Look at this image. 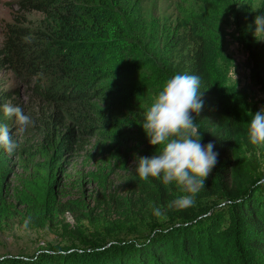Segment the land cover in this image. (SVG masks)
Instances as JSON below:
<instances>
[{
	"label": "trees",
	"instance_id": "trees-1",
	"mask_svg": "<svg viewBox=\"0 0 264 264\" xmlns=\"http://www.w3.org/2000/svg\"><path fill=\"white\" fill-rule=\"evenodd\" d=\"M114 1L16 0L21 14L41 11L52 17L54 27L47 32L41 25L37 30L17 18L13 23H6L0 40V66L11 67L31 83L35 96L52 103L69 102L81 95L77 77L69 73L72 64L66 53L71 50L66 47L71 45L87 60L102 45L108 48L106 52L110 53L104 64L111 65H105L102 74L120 89L133 92L135 97L131 104L135 106L143 101L148 103L150 96L157 95L170 77L196 75L201 81L199 91L203 102L199 113L194 114L200 143L213 144L222 176H236L239 145L254 146L249 143L246 132L254 113L246 110L244 97L226 84L221 73L212 66L211 54L223 44L220 22L230 14L240 42L254 55L255 66H264L263 52L246 25L249 0H178L173 15L155 24L134 18L130 27L120 22ZM48 37L58 44L53 50L43 47ZM95 92L101 94L104 90L98 88ZM2 96L9 94L3 92ZM132 126L130 134L112 130L108 135L111 144L121 150L128 149L137 159L156 154L159 148L149 144L141 123ZM69 128L66 133L72 137ZM61 136L55 133L54 137H49L50 151L54 150L52 158L59 154V148H69V143L62 141ZM42 153L44 160L46 151ZM1 159L0 148V221L13 216L16 206L25 209L31 225H42L52 221L58 213L83 206L78 199L61 200V189L55 186L53 164L45 167L38 161L29 163L27 175L12 194L14 201L8 200L4 185L8 173ZM149 180L155 178L149 177ZM160 184V181L153 183L159 193L164 194ZM259 186L252 182L235 189L226 222L217 216L197 217L154 229L141 239L118 238L78 248L61 247L24 257L18 263L264 264V195L259 194H264V186L261 190Z\"/></svg>",
	"mask_w": 264,
	"mask_h": 264
},
{
	"label": "rangeland",
	"instance_id": "rangeland-1",
	"mask_svg": "<svg viewBox=\"0 0 264 264\" xmlns=\"http://www.w3.org/2000/svg\"><path fill=\"white\" fill-rule=\"evenodd\" d=\"M177 3L178 0H115L114 6L120 22L130 27L134 18L145 24H155L173 15ZM19 11L16 0H0V40L5 24L13 23L16 18L37 30L41 25L44 31L53 30L51 16L38 10L23 14ZM257 17H264V0H249L246 25L264 56V31L256 30ZM220 25L223 44L211 54L212 66L221 73L226 84L244 97L247 111H260L264 108V66H255L254 55L240 42L230 14L223 17ZM56 46L58 44L50 37L43 43L49 50ZM66 48L71 50L66 53L72 64L69 73L77 77L81 87V95L69 102L52 103L39 99L32 92L29 81L8 65L0 66V123L9 125L10 134L18 144L11 154L1 148V164L8 173L4 179L8 200L14 201L12 194L27 175L29 163L38 161L45 167L48 163L53 164L55 186L61 189V200L78 199L83 206L75 211L58 213L52 221L42 225H31L25 209L16 206L13 216L0 221V264H19L24 257L61 247L78 248L118 238L141 239L154 229L189 222L197 217L217 216L226 222L236 188L249 186L252 182L259 184V188L264 186L260 183L264 180V145L245 147L240 144L236 176H222L217 159L204 186L194 194L193 203L183 209L170 207L174 200L187 193L175 184L165 185L157 178L139 179L135 176L137 156L128 149L113 146L108 136L114 129L130 134L133 123L142 122L144 112L156 95L150 96L148 103L131 104L135 94L110 83L102 74L104 68L111 65L104 64L110 52H106L108 48L103 45L94 50L89 60L82 52L78 55L75 46ZM98 88L104 92L97 94L95 89ZM3 92L9 96H2ZM5 104L22 108L34 121V126L17 135L13 122L3 117L2 106ZM68 127L72 137L66 133ZM55 133H61V140L69 143V148H59V154L52 158L54 150L50 151L49 137H54ZM42 151H46L44 160ZM158 181L164 194L153 185ZM157 209L159 215L155 214Z\"/></svg>",
	"mask_w": 264,
	"mask_h": 264
},
{
	"label": "clouds",
	"instance_id": "clouds-1",
	"mask_svg": "<svg viewBox=\"0 0 264 264\" xmlns=\"http://www.w3.org/2000/svg\"><path fill=\"white\" fill-rule=\"evenodd\" d=\"M255 24L257 31H264V17H257ZM200 84L196 75L170 77L144 112L141 122L149 144L157 146L159 151L137 159L135 176L144 181L149 177L157 178L163 184H175L187 193L170 205L177 209L193 203L194 194L204 186L217 162L213 144L200 143L201 135L195 122L194 114L199 113L203 103ZM2 113L4 119L13 122L17 135L34 126V121L19 106L5 104ZM246 132L250 144L264 145V108L253 114ZM17 147L9 125L0 123V148L11 154ZM155 214L159 215V209Z\"/></svg>",
	"mask_w": 264,
	"mask_h": 264
}]
</instances>
